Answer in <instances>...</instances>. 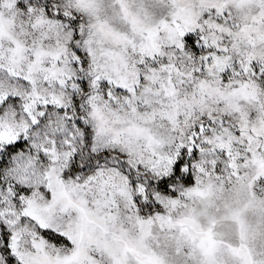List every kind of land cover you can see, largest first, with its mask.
<instances>
[{
  "label": "snow or ice",
  "instance_id": "1",
  "mask_svg": "<svg viewBox=\"0 0 264 264\" xmlns=\"http://www.w3.org/2000/svg\"><path fill=\"white\" fill-rule=\"evenodd\" d=\"M0 264H264V0H0Z\"/></svg>",
  "mask_w": 264,
  "mask_h": 264
}]
</instances>
